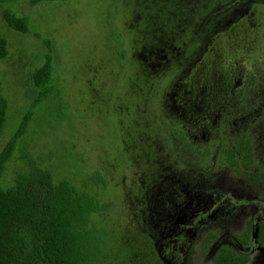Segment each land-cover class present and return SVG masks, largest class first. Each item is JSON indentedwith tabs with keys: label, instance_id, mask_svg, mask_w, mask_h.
<instances>
[{
	"label": "rangeland",
	"instance_id": "obj_1",
	"mask_svg": "<svg viewBox=\"0 0 264 264\" xmlns=\"http://www.w3.org/2000/svg\"><path fill=\"white\" fill-rule=\"evenodd\" d=\"M0 2V148L30 109V74L50 46L69 108L63 122L30 121L3 185L28 141L55 181L103 175L105 186L89 185L112 204L93 216L107 232L102 264H212L222 245L264 264V239L243 244L264 219V0ZM4 7L30 30L10 28Z\"/></svg>",
	"mask_w": 264,
	"mask_h": 264
},
{
	"label": "trees",
	"instance_id": "obj_2",
	"mask_svg": "<svg viewBox=\"0 0 264 264\" xmlns=\"http://www.w3.org/2000/svg\"><path fill=\"white\" fill-rule=\"evenodd\" d=\"M47 0H31L32 4ZM1 3V2H0ZM1 5V4H0ZM8 26L19 32L30 30L29 17L4 7ZM9 54L8 40L0 29V60ZM54 55L51 46L43 62L30 74L34 94L30 109L0 148V264H102L106 230L93 220L95 214L107 211L112 204L102 201L89 189L90 182L105 186L100 172L88 176L84 186L69 178L55 181L52 163L43 156H35L25 141L21 147L22 168L14 182L1 183L14 151L28 133L30 121L55 124L69 118L68 104L63 89L54 84ZM8 98L4 95L0 77V139L8 119ZM248 139L240 146L241 154L248 156ZM193 150L196 149L193 147ZM231 162L235 157L229 149ZM257 242L264 239V219L257 224ZM255 233V232H254ZM250 238L252 242L250 244ZM254 234L248 231L243 239L246 246L254 245ZM245 254L230 245H222L212 264H247Z\"/></svg>",
	"mask_w": 264,
	"mask_h": 264
},
{
	"label": "water",
	"instance_id": "obj_3",
	"mask_svg": "<svg viewBox=\"0 0 264 264\" xmlns=\"http://www.w3.org/2000/svg\"><path fill=\"white\" fill-rule=\"evenodd\" d=\"M254 237H255V238L257 237V229L255 230ZM257 247H258L259 249H261V250H264V247H263V246L258 245Z\"/></svg>",
	"mask_w": 264,
	"mask_h": 264
},
{
	"label": "flooded vegetation",
	"instance_id": "obj_4",
	"mask_svg": "<svg viewBox=\"0 0 264 264\" xmlns=\"http://www.w3.org/2000/svg\"><path fill=\"white\" fill-rule=\"evenodd\" d=\"M264 251V250H263Z\"/></svg>",
	"mask_w": 264,
	"mask_h": 264
}]
</instances>
